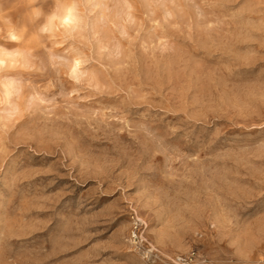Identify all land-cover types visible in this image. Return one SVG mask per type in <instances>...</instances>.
<instances>
[{
	"label": "rangeland",
	"instance_id": "1",
	"mask_svg": "<svg viewBox=\"0 0 264 264\" xmlns=\"http://www.w3.org/2000/svg\"><path fill=\"white\" fill-rule=\"evenodd\" d=\"M0 58V264H264V0H0Z\"/></svg>",
	"mask_w": 264,
	"mask_h": 264
},
{
	"label": "bare ground",
	"instance_id": "2",
	"mask_svg": "<svg viewBox=\"0 0 264 264\" xmlns=\"http://www.w3.org/2000/svg\"><path fill=\"white\" fill-rule=\"evenodd\" d=\"M59 15H60L59 19H60L61 23L66 24V25L70 24V23L73 21V19H74V15H73V13H72L71 8H67V9H65V10L62 12V14H59ZM2 60H3V59L0 58V62H1ZM78 61H79V60H78ZM75 65H78V62H76ZM219 191H220V190H219ZM212 194H213V193H212ZM217 227H218V226H217ZM229 229H230V228H229Z\"/></svg>",
	"mask_w": 264,
	"mask_h": 264
}]
</instances>
